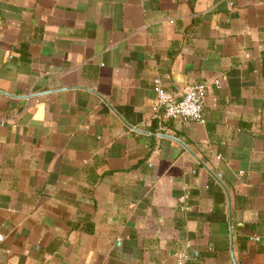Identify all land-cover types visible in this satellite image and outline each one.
<instances>
[{"label":"crops","instance_id":"0c3cea01","mask_svg":"<svg viewBox=\"0 0 264 264\" xmlns=\"http://www.w3.org/2000/svg\"><path fill=\"white\" fill-rule=\"evenodd\" d=\"M200 84L203 123L152 118ZM256 236L264 0H0V264H264Z\"/></svg>","mask_w":264,"mask_h":264},{"label":"built area","instance_id":"2783aa9c","mask_svg":"<svg viewBox=\"0 0 264 264\" xmlns=\"http://www.w3.org/2000/svg\"><path fill=\"white\" fill-rule=\"evenodd\" d=\"M218 86V82H215ZM207 85H196L187 87L179 99H175L159 87L155 89L156 106L153 108V119H180L188 123H203V96L206 92ZM254 242H262L264 238L253 237ZM188 259L186 254L178 256L177 264H184Z\"/></svg>","mask_w":264,"mask_h":264}]
</instances>
